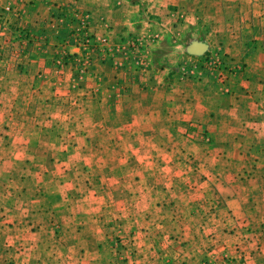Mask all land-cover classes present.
I'll return each mask as SVG.
<instances>
[{
    "label": "crops",
    "instance_id": "1",
    "mask_svg": "<svg viewBox=\"0 0 264 264\" xmlns=\"http://www.w3.org/2000/svg\"><path fill=\"white\" fill-rule=\"evenodd\" d=\"M64 1L0 0L46 40L12 58L0 33V264H264V42L225 30L221 87L187 74L220 9L76 0L93 34L148 40L143 85L120 93L98 60L53 66L71 26L45 24Z\"/></svg>",
    "mask_w": 264,
    "mask_h": 264
},
{
    "label": "built area",
    "instance_id": "2",
    "mask_svg": "<svg viewBox=\"0 0 264 264\" xmlns=\"http://www.w3.org/2000/svg\"><path fill=\"white\" fill-rule=\"evenodd\" d=\"M75 2L76 0H65L62 4L53 5L45 24L48 30H52L67 17V24L71 26L68 39H65L56 50V57L52 62L56 70H61L64 64L72 61L75 68L85 76L89 73V68L95 59L109 66L113 77L117 79L116 84L120 93L126 92L132 83L142 86L148 40L142 36L127 34L116 42H112L108 27H105L102 34H93L89 30L86 16L78 12ZM23 30L24 28L19 24L16 10L9 5L3 7L0 13V33L3 36V43L8 55L12 58L26 56L24 49L27 45V38L20 36V31ZM28 36L30 40L32 39V43L42 44L41 37L35 38L32 34H28ZM215 58L208 57L204 60L205 70L213 71L218 66H225L224 62L218 63ZM195 66L196 64L191 61L187 69L188 76L201 77L203 74Z\"/></svg>",
    "mask_w": 264,
    "mask_h": 264
},
{
    "label": "rangeland",
    "instance_id": "3",
    "mask_svg": "<svg viewBox=\"0 0 264 264\" xmlns=\"http://www.w3.org/2000/svg\"><path fill=\"white\" fill-rule=\"evenodd\" d=\"M212 8H217L221 10V14L217 17H214L215 20L218 19L215 29L220 30L218 36H216L217 41H215L213 49L206 52L198 59L193 58L192 62L193 64H196L195 68H199V71L201 72V74H203V77L206 75L208 76L207 78L209 81H212L213 83H218L221 87H224V85H226L230 80L236 67L235 64L232 63V60L229 58V56L226 53H223V51H221V43H218V41L222 40V42H225L226 40H228V34L230 32L225 30L229 29L232 33L235 31V36H238L239 34H241V32H243L242 34L246 36L251 35L252 39L248 38V41H255L256 39L264 42V0H200V14H202V9H208L209 11L205 13L210 14ZM201 19H204L202 15L200 17V20ZM206 21H209L211 23L213 21V18H205L204 22ZM208 57H216L215 59L218 61V63L224 62L225 66H218V68L213 69V71L205 70L203 63L204 60ZM219 73L220 75H218ZM84 181L85 178L82 177V182L79 183L80 189H83ZM92 186L94 191V183H92ZM84 195V193H78L77 200H82L83 198H85ZM91 195V200L93 201L94 206H96L95 204L99 202L100 199L104 202L105 197L102 199V194H97L94 192ZM86 196H88V194ZM108 201H110L109 204L114 202L115 195L110 194L108 196ZM108 211L110 212V218L114 219V214L116 210L108 209ZM97 212L100 213V211ZM93 213H95V211ZM122 230L127 231V227L122 228ZM109 231L115 234L116 227L110 226Z\"/></svg>",
    "mask_w": 264,
    "mask_h": 264
},
{
    "label": "trees",
    "instance_id": "4",
    "mask_svg": "<svg viewBox=\"0 0 264 264\" xmlns=\"http://www.w3.org/2000/svg\"><path fill=\"white\" fill-rule=\"evenodd\" d=\"M67 21H68V19H67V17H65L63 23H67ZM24 30L23 31H20V36L23 37V38L24 37L27 38V40H26L27 41V43H26L27 45L26 46L32 44V42H31L32 39L31 40L29 39L30 37L28 36V34H32V36H34L35 38H38V37H41L42 36V33L41 32H43L42 30H39L37 32H34V30L28 29V28H24ZM47 31H50V30H47ZM65 37H67V36H61V37H59L58 42H57V45H58L57 49L63 43V41L66 39ZM45 42H46V40L45 39H42V44H44ZM24 50H25V52H27L26 48ZM55 57H56V54L51 59L52 62H53V60H54Z\"/></svg>",
    "mask_w": 264,
    "mask_h": 264
}]
</instances>
